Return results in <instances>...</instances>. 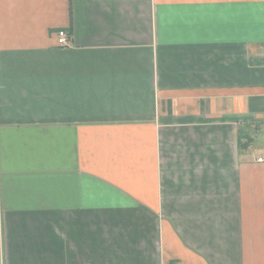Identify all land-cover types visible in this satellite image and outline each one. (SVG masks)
<instances>
[{"label": "crops", "instance_id": "crops-1", "mask_svg": "<svg viewBox=\"0 0 264 264\" xmlns=\"http://www.w3.org/2000/svg\"><path fill=\"white\" fill-rule=\"evenodd\" d=\"M0 264H264V0H0Z\"/></svg>", "mask_w": 264, "mask_h": 264}, {"label": "built area", "instance_id": "built-area-1", "mask_svg": "<svg viewBox=\"0 0 264 264\" xmlns=\"http://www.w3.org/2000/svg\"><path fill=\"white\" fill-rule=\"evenodd\" d=\"M56 38H57V44L59 46H65L66 45L67 35H66L65 31H62V30L61 31H57L56 32Z\"/></svg>", "mask_w": 264, "mask_h": 264}]
</instances>
